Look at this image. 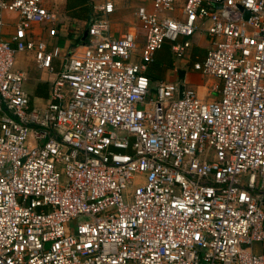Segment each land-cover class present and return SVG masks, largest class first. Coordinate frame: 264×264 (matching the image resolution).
<instances>
[{
  "label": "built area",
  "instance_id": "1",
  "mask_svg": "<svg viewBox=\"0 0 264 264\" xmlns=\"http://www.w3.org/2000/svg\"><path fill=\"white\" fill-rule=\"evenodd\" d=\"M145 1L118 37L115 0L94 5L66 53L33 32L48 0H0V264H264V0ZM197 33L218 99L151 88ZM18 54L53 75L40 103Z\"/></svg>",
  "mask_w": 264,
  "mask_h": 264
},
{
  "label": "crops",
  "instance_id": "2",
  "mask_svg": "<svg viewBox=\"0 0 264 264\" xmlns=\"http://www.w3.org/2000/svg\"><path fill=\"white\" fill-rule=\"evenodd\" d=\"M57 9L59 17L54 23L35 26L33 32L50 46L59 47L62 52H70L81 41V37L93 15V6L102 0H48ZM150 4L145 0H115V10L110 16V34L114 37L122 35L136 23L135 12L137 7ZM7 25L4 28L5 38L13 32L14 15L5 14ZM50 31L54 34L51 35ZM210 47L206 36L195 34L190 38V47L186 56L181 60H174L168 44L162 46L146 66L144 75L148 78L151 88L158 82L182 84L192 89L197 97L205 102L218 99L221 82L214 77H206L193 70L192 65L201 62ZM139 51L134 60H138ZM53 67L58 70V63L53 61ZM15 68L25 73V85L32 82L34 89L31 94L24 91L35 103H40L48 97V89L53 75L35 68L31 56L18 54L15 57ZM35 70V71H34ZM38 70V71H37ZM33 73V74H32ZM24 88V85H23Z\"/></svg>",
  "mask_w": 264,
  "mask_h": 264
},
{
  "label": "water",
  "instance_id": "3",
  "mask_svg": "<svg viewBox=\"0 0 264 264\" xmlns=\"http://www.w3.org/2000/svg\"><path fill=\"white\" fill-rule=\"evenodd\" d=\"M247 16H248V13L245 12V14H244V18H247ZM90 21H91V17L89 18L88 24H87V26H86V28H85V30H84V33H83V35H82V37H81V41H84L85 38H86V35H87V31H88V27H89V23H90ZM182 91H183V85L180 83V84H179V92H180V94H179V98H181V92H182Z\"/></svg>",
  "mask_w": 264,
  "mask_h": 264
},
{
  "label": "rangeland",
  "instance_id": "4",
  "mask_svg": "<svg viewBox=\"0 0 264 264\" xmlns=\"http://www.w3.org/2000/svg\"><path fill=\"white\" fill-rule=\"evenodd\" d=\"M197 34H199V33H197ZM34 71H35V70H34ZM37 71H38V70H37ZM32 74H33V73H32ZM24 89H25L26 92H28L29 94H31L32 91H33V89H34V86H33L32 82H28V84L25 85V81H24Z\"/></svg>",
  "mask_w": 264,
  "mask_h": 264
}]
</instances>
